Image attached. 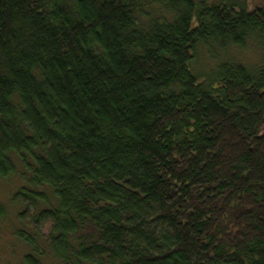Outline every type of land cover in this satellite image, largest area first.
<instances>
[{
	"label": "trees",
	"instance_id": "obj_1",
	"mask_svg": "<svg viewBox=\"0 0 264 264\" xmlns=\"http://www.w3.org/2000/svg\"><path fill=\"white\" fill-rule=\"evenodd\" d=\"M250 37L257 63L199 64ZM14 158L26 264L39 243L62 264H264V8L0 0V177Z\"/></svg>",
	"mask_w": 264,
	"mask_h": 264
},
{
	"label": "rangeland",
	"instance_id": "obj_2",
	"mask_svg": "<svg viewBox=\"0 0 264 264\" xmlns=\"http://www.w3.org/2000/svg\"><path fill=\"white\" fill-rule=\"evenodd\" d=\"M251 6L264 8V0H250ZM199 64L206 70L211 68L214 62L224 60L227 56L234 61L242 63H257L261 60L262 49L253 38L246 39L242 48L228 47L227 50L219 51L215 59L211 60L205 49H200ZM16 172L7 177H0V264H26L24 257L31 252L30 247L20 240L16 231L21 227L18 221V213L23 208L22 203L13 200L14 194L24 184L23 179L27 176L19 160L14 158ZM22 176H25L22 178ZM2 214V215H1ZM41 255L37 256L41 264H62L48 250L46 245L39 243Z\"/></svg>",
	"mask_w": 264,
	"mask_h": 264
}]
</instances>
